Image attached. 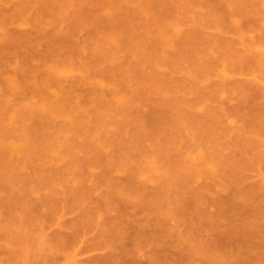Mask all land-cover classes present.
Wrapping results in <instances>:
<instances>
[{
	"label": "rangeland",
	"instance_id": "obj_1",
	"mask_svg": "<svg viewBox=\"0 0 264 264\" xmlns=\"http://www.w3.org/2000/svg\"><path fill=\"white\" fill-rule=\"evenodd\" d=\"M0 264H264V0H0Z\"/></svg>",
	"mask_w": 264,
	"mask_h": 264
}]
</instances>
